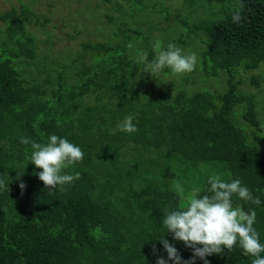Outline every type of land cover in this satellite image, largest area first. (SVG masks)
I'll return each instance as SVG.
<instances>
[{"label": "trees", "instance_id": "16d2710c", "mask_svg": "<svg viewBox=\"0 0 264 264\" xmlns=\"http://www.w3.org/2000/svg\"><path fill=\"white\" fill-rule=\"evenodd\" d=\"M124 1L120 16L106 15L118 19L111 38L81 42L82 53L65 60L40 54L30 28L50 18L32 3L20 0L0 14V264H156L167 259L163 236L182 262L205 264L166 233L162 218L185 208L194 188L205 194L216 175L240 179L261 201L232 197L234 206L255 209L264 242V74H249L264 65V0H205L194 19L164 0ZM149 16L159 19L154 46L171 42L185 52L192 42L195 75L223 86L187 87L189 77L173 75L166 82L168 69L154 74L164 83L149 82L140 57L160 50L140 23ZM126 115L134 117L133 133L117 128ZM50 134L84 153L62 169L79 177L59 189L46 187L42 169L29 162L31 142L46 143ZM205 259L253 258L234 245Z\"/></svg>", "mask_w": 264, "mask_h": 264}, {"label": "clouds", "instance_id": "9594fccd", "mask_svg": "<svg viewBox=\"0 0 264 264\" xmlns=\"http://www.w3.org/2000/svg\"><path fill=\"white\" fill-rule=\"evenodd\" d=\"M233 22L239 20L238 15L233 16ZM154 48L160 49L152 58L147 55L140 57L144 64L145 72L154 74L162 73L165 69L172 74H185L192 72L198 62L197 54L184 52L173 43H168L166 48H161L157 43ZM132 115H126L117 128L125 133L137 130ZM22 143H29L23 138ZM33 151L29 162L38 169L39 179L46 187L59 189L61 185L70 184L79 177V173H67L62 169L81 161L84 157L82 148L66 137L50 134L46 143L31 142ZM207 192L200 194L199 188L192 190V195L187 206L181 209H172L162 218V224L167 229L166 233L172 234L174 241H183L193 249V259L200 258L205 261L208 255L220 254L225 249L230 251L238 245L243 254L251 256V264H264V242L260 233L254 227L256 223L255 209L247 211L234 206L232 197L238 196L241 200L260 204L258 198L253 197L250 189L242 184L240 179L225 181L219 175L208 178ZM23 187V184L21 185ZM159 240L167 253V259L158 257L156 264H187L176 247L164 238ZM155 247V246H154Z\"/></svg>", "mask_w": 264, "mask_h": 264}, {"label": "rangeland", "instance_id": "374dc122", "mask_svg": "<svg viewBox=\"0 0 264 264\" xmlns=\"http://www.w3.org/2000/svg\"><path fill=\"white\" fill-rule=\"evenodd\" d=\"M32 3L38 12L42 16H47L50 21L44 26L31 27L32 30L39 37L38 46H40V54L50 57L64 58L59 60H65L67 58H74L78 54L82 53L83 49L81 42H88V40L102 41L106 38H111V34L116 27V20H108L107 14L120 16L121 11L118 10V4L123 5L128 9V5L124 0H22ZM153 1V0H152ZM162 2V0H157ZM20 0H0V14L8 10L13 4L18 5ZM163 3L169 7L171 11L180 10L182 13L187 14L190 10L193 11V19L197 16H202L205 13L208 6V2L205 0H196V3H189L187 0H164ZM204 3V6L200 4ZM159 19L155 16H149L146 19H141L140 23L143 25L144 31L150 32V44L154 46V43L158 40L159 31L156 30L155 23ZM166 22L161 23V27H167ZM2 21L0 20V27ZM150 28V29H149ZM150 30V31H148ZM163 36V35H162ZM185 52H194L195 47L192 42L188 43ZM85 61L91 63L90 51L87 52ZM197 65V64H196ZM171 73V72H170ZM264 74V65L258 70H249V74L258 75ZM160 75V73H158ZM176 78V81L184 80V77H189L190 81H187V87H207L211 91H214L218 87H222V84H217L216 80H212V84H206L199 78V75H195V72H189L181 75H161L163 80L169 82L171 78ZM157 75H150L149 82H162L161 79H157ZM193 78L197 83L193 86ZM191 82V83H190ZM190 84V85H189ZM206 84V85H204ZM264 84V83H263ZM244 87H250L249 83L243 84Z\"/></svg>", "mask_w": 264, "mask_h": 264}]
</instances>
